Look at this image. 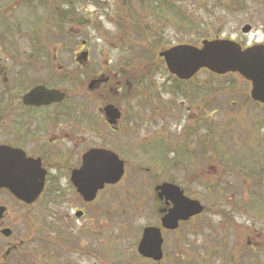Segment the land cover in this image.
Masks as SVG:
<instances>
[{
  "label": "flooded vegetation",
  "instance_id": "flooded-vegetation-1",
  "mask_svg": "<svg viewBox=\"0 0 264 264\" xmlns=\"http://www.w3.org/2000/svg\"><path fill=\"white\" fill-rule=\"evenodd\" d=\"M29 16L24 26L33 31L40 20ZM55 36L57 41L51 44H30L26 50L19 46L9 55L0 53V264H37L63 253L84 255L88 243L83 244V235L90 236L93 243L97 236L95 203L123 185L126 170L154 176L153 185L147 191L137 186V193L139 200L148 198L154 204L156 223L147 226L159 229L162 255L159 262L143 260L167 264L180 258L183 248H193L192 260H198L196 241L210 233V221L205 217H221L218 225L223 231L236 225L230 212L239 210L237 205L228 208L218 203L206 207L197 199L215 191L207 188V182L216 184L213 165L223 158L217 155L218 149L206 155L200 144L204 143L200 133L207 130L205 148L217 143L212 140L211 121L221 109L213 107L210 89L199 88L196 75L182 81L168 74L160 53L173 45L157 48L154 63H149L158 65V71L162 68L167 77L149 81L145 59L146 73L138 77L134 64L117 59L116 67L107 57L98 60L92 56L86 40L72 47V55L63 56L65 41ZM259 43H264V33L250 45L239 44L244 49ZM194 92L206 96L202 100L194 96L191 102ZM249 100L264 106L254 102L250 92ZM91 151L112 152L123 167L121 179L104 184L92 201L80 192L90 188L93 175L86 168V157ZM175 168L183 172L181 181L171 175ZM156 169L166 172L165 176L157 175ZM164 183L178 186L185 198L203 207L200 214L179 220L176 229L161 225L163 213L172 207L154 192ZM188 184L193 188L189 190ZM110 192L107 196L112 200ZM47 213V230L52 226L43 241L34 223ZM169 235L172 247L165 251ZM223 237H217L213 246L226 251L229 244ZM251 249L264 262V248L254 245ZM90 251L94 252L93 244Z\"/></svg>",
  "mask_w": 264,
  "mask_h": 264
},
{
  "label": "rangeland",
  "instance_id": "rangeland-1",
  "mask_svg": "<svg viewBox=\"0 0 264 264\" xmlns=\"http://www.w3.org/2000/svg\"><path fill=\"white\" fill-rule=\"evenodd\" d=\"M175 1L182 16L189 21L184 25L170 23L178 22V16L171 13L149 18L151 10L144 12L142 4L135 3L137 13L144 12L147 24L145 28L150 24L154 26L151 32H147L146 38H142L139 28L137 31L141 35L134 30L132 35L124 33L128 30L125 31L123 25L129 23L128 21H135L137 15L126 11L119 0H0V53L9 55L13 47L21 46V50H26L25 47L30 44H51L57 41V35L62 36L65 41L63 56H70L72 47L86 40L92 56L98 60L107 57L113 60L112 63L116 67L117 59L124 64H134L137 67L133 72L138 77L146 73L142 66L145 59L150 81L167 77L162 68L158 71V65L149 64L154 63L159 47L185 43L196 46L202 39H227L245 46L262 39L264 0H245L244 8L237 6L239 0ZM29 15L40 20L38 27L33 31L24 26ZM245 24L251 27V31L242 34L241 28ZM30 26H35V22L32 21ZM159 37L165 45L156 48L153 39ZM34 49L36 48H30L31 51ZM0 57L3 56L0 54ZM196 76L198 87H207L212 93L210 98H215L213 107L221 109V113L213 116L211 121L214 130L212 140L217 142L216 145L214 148H205L208 144L206 136L210 133L207 130L200 133L204 142H200L201 147L206 155L218 149L217 155L223 156L222 160L213 165L216 167V174H213L217 179L216 184L207 182V188L215 191L197 199L206 207L218 203L227 204L228 208L237 205L239 210L230 212L236 225L231 229L224 228L223 231L218 225L222 221L221 217L206 216L205 220L210 221V233L203 239H197L195 248L198 261H203V257L208 260L211 256L209 264H219L218 259H225L224 264H237L244 259H240V256L254 255L252 246L264 248V106L255 105L249 100L250 84L237 74L219 77L204 70ZM194 96L202 100L206 95L194 92L193 96L189 97L191 102ZM253 150L257 158H262L256 162V171L248 162L241 161L251 158ZM242 154H247V157L241 156ZM261 168L263 170H260ZM178 169H172L171 175L181 181L183 172ZM155 172L160 177L166 173L157 169ZM208 172L213 173L212 170ZM153 182L154 176L143 173L139 175V172L126 170L123 185L106 192L95 203L97 236L93 243L90 236L83 235V244L88 243L84 255L72 256L63 253L51 261L41 260L37 264H151L137 256L136 245L142 228L155 225L156 215L153 213L154 204L151 199L139 200L137 186L147 191ZM192 186L194 185L188 184V189L193 188ZM109 192L112 200L107 196ZM249 198L255 199L254 204H248ZM49 215L50 213L40 214L34 223V228L39 229L43 241L49 236L52 226L47 230L49 220L46 216ZM219 236H225L226 238H223L228 240L229 245L226 246V251L221 247L216 253L213 245H217L216 238ZM172 239V236H167L165 251L172 247L169 245ZM92 244L94 252L90 251ZM194 253L195 251L191 250L185 254L192 260ZM191 260L187 261V264H191ZM243 264L251 263L246 259Z\"/></svg>",
  "mask_w": 264,
  "mask_h": 264
},
{
  "label": "water",
  "instance_id": "water-1",
  "mask_svg": "<svg viewBox=\"0 0 264 264\" xmlns=\"http://www.w3.org/2000/svg\"><path fill=\"white\" fill-rule=\"evenodd\" d=\"M250 28L245 25L241 32L248 33ZM160 56L164 59L167 72L182 81L204 69L221 76L237 73L250 82V98L264 105V43L241 49L237 42L227 39L203 40L198 47L187 44L172 46L161 52ZM86 164L89 174L93 175L88 185L91 189L86 187L80 192L87 195L90 201L104 184H115L123 176L122 163L117 161L112 152L91 151L86 157ZM0 170H3L2 167ZM154 192L158 193L159 198L164 197L165 203L172 204L161 219V225L165 229H176L179 220L187 221L190 216L200 214L203 209L199 202L185 198L178 186L170 183L157 186ZM140 237L136 246L138 255L142 259L159 262L162 255L159 229L147 226Z\"/></svg>",
  "mask_w": 264,
  "mask_h": 264
},
{
  "label": "trees",
  "instance_id": "trees-1",
  "mask_svg": "<svg viewBox=\"0 0 264 264\" xmlns=\"http://www.w3.org/2000/svg\"><path fill=\"white\" fill-rule=\"evenodd\" d=\"M119 1H121V4L123 7H125L126 11L134 14V16L137 15L135 18L136 19L135 21H128L129 23H126L125 25H123V27L125 28V31L128 30V31L124 32L126 34L130 33V35H132L133 34L132 30H134V32H137L138 34L141 35V33L138 32V31H141L142 32V38H146L147 32H151V29L154 27L150 24V26H148V28H145L147 26V24L145 21L146 19L144 18V12H147L150 10H151V12H150L151 15L149 18L158 17L161 15H168L169 13H171L174 16H178V18H177L178 22H176V23H175V21L170 22L173 25H179L180 23L182 25H184L185 23L189 22L184 16H182L181 9L177 7L175 0H119ZM136 2H138L139 4H142L141 6L144 7V12L142 11L143 13H137L136 8H135ZM245 2H246L245 0H239V2L237 3V6H241L244 8V7H246ZM148 8H149V10H148ZM163 10H166L167 12H164ZM158 19H160V18H158ZM158 19H154V20H158ZM150 20H153V19H150ZM133 23H135V25H133ZM141 26H142V28H141ZM137 28H139L138 31H137ZM154 39H153V44L155 43L156 48L159 46L165 45V42H163L160 37L157 38L156 40H154ZM241 156L247 157V154H242ZM261 159H262L261 156L259 158H257L255 151L253 150L251 152V158L241 159V161L242 162H244V161L248 162V165L250 167L253 166L254 170L256 171L258 168L256 162L260 161ZM263 168H264V166H263ZM263 168H261L260 170H263ZM263 174H264V172H263ZM254 200H255L254 198H249L248 204L249 205L254 204V202H255ZM255 207L257 208V206H255ZM213 249L216 253L219 252L218 247L213 246ZM187 250L191 251V250H193V248H191V249L190 248H183L181 250V253H180V258L177 259V257H175L174 259L170 260V262H168L167 264H187V261L191 260L186 254H184V252H186ZM213 255H217V254H213ZM241 258H244L245 260L243 259L241 262H239L237 264H243V262H246V259H248V262H250L251 264H262L261 262H263V260L261 258H259V255H257V254L256 255L254 254L252 256H249V255L240 256V259ZM211 259H212V257L209 256L207 261H205V260H203V261L191 260V261H193L192 262L193 264H209ZM224 260L220 259L219 264H224ZM213 261L216 262V260H213Z\"/></svg>",
  "mask_w": 264,
  "mask_h": 264
}]
</instances>
